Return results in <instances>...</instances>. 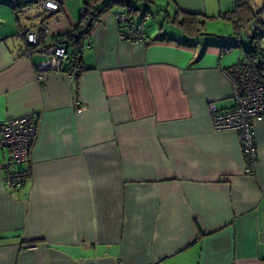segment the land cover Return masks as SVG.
<instances>
[{
    "label": "crops",
    "instance_id": "1",
    "mask_svg": "<svg viewBox=\"0 0 264 264\" xmlns=\"http://www.w3.org/2000/svg\"><path fill=\"white\" fill-rule=\"evenodd\" d=\"M96 1L16 16L0 0V122L38 123L20 187L5 184L10 152L0 144V264H264V120L253 126L257 162L245 173L236 134L213 130L208 112L209 103L233 105L221 69L244 52L171 21L177 10L214 17L234 0H165L179 32L148 18L145 43L119 39L125 26L113 8L81 43H64L76 66L49 69L46 49Z\"/></svg>",
    "mask_w": 264,
    "mask_h": 264
},
{
    "label": "built area",
    "instance_id": "2",
    "mask_svg": "<svg viewBox=\"0 0 264 264\" xmlns=\"http://www.w3.org/2000/svg\"><path fill=\"white\" fill-rule=\"evenodd\" d=\"M43 5L51 11L59 9V3L55 0H46ZM114 17L117 23L125 26V30L119 33L120 40L146 42L144 23L149 18L147 13L137 16L119 11ZM22 34L29 43H36V33L32 29H24ZM90 45L89 42L88 46ZM46 51L51 55L49 69L57 70L61 64L68 62V53L63 44L56 43ZM221 72L231 83L234 103L222 111L213 103L208 104L212 128L215 131L228 130L236 134L245 162L244 171L251 173L258 156L253 126L264 120V57L251 62L247 56H243L237 64L222 68ZM36 79L42 80L43 75L37 73ZM74 105L78 112L83 110L78 101ZM37 137L38 123L31 115L0 122V144L10 152L9 159L3 164L7 186L17 188L27 180L30 171L26 164L31 161L30 154Z\"/></svg>",
    "mask_w": 264,
    "mask_h": 264
},
{
    "label": "trees",
    "instance_id": "3",
    "mask_svg": "<svg viewBox=\"0 0 264 264\" xmlns=\"http://www.w3.org/2000/svg\"><path fill=\"white\" fill-rule=\"evenodd\" d=\"M46 0H8L9 6L13 10L14 14L18 16L21 12L27 8L44 4ZM58 2V0H55ZM136 0H98L94 4L89 5L85 4L83 6V14L80 18L79 24L74 29L69 32L59 36L56 41L59 44L71 43V46L74 44H79L82 42V39L89 37L93 27L99 23L101 17L110 12L113 8H118L120 11H124L131 15L137 12V7L135 6ZM59 3V2H58ZM60 8V6H59ZM59 10V9H58ZM57 10V11H58ZM119 12V11H117ZM264 13V7L255 9L251 5V0H234V7L231 10L221 12L217 16H201L196 13H188L177 10L175 16L171 19L172 23L176 24L182 32L190 37H196L203 34V27L206 19H221L227 21L232 25L233 31L235 33L236 45L239 42L240 31L242 28H245L250 25L251 22L258 19ZM148 14V13H147ZM141 16V15H140ZM261 27H264V21H259ZM118 24H122L119 23ZM123 25V24H122ZM146 31V26L144 24ZM261 32H253V36L250 37V42L253 44V48L249 50H244V56H247L251 62H255L257 59L264 57V50L259 46V39L261 37ZM65 46V45H64ZM70 46V45H69ZM69 46H65L68 53V64L75 65L78 62L76 56V51L73 49L69 51ZM79 50V49H76ZM240 61V60H239ZM235 65V64H234ZM58 69H61V65Z\"/></svg>",
    "mask_w": 264,
    "mask_h": 264
},
{
    "label": "rangeland",
    "instance_id": "4",
    "mask_svg": "<svg viewBox=\"0 0 264 264\" xmlns=\"http://www.w3.org/2000/svg\"><path fill=\"white\" fill-rule=\"evenodd\" d=\"M135 6L139 12H143L147 9V12L149 13V24L154 26L162 24L165 25L166 28L174 29L179 32L177 26H174V24L165 19V14L174 15L175 13L172 4L167 5L165 0H157L155 3L148 0H136ZM259 21H264V17L259 16L258 19L251 22L249 26L241 29L238 39L240 43L235 45V47L233 46L234 49L244 52L246 49L249 50L253 48V44L250 42V37L253 36V32L259 34L261 28ZM203 31L208 33L205 38H208L211 42L216 44L234 45L237 40V38L234 37L235 33L232 25L221 19H206ZM226 36H228L229 39Z\"/></svg>",
    "mask_w": 264,
    "mask_h": 264
}]
</instances>
